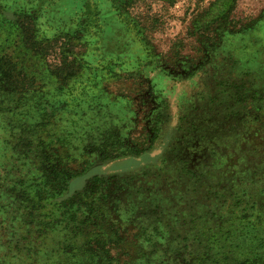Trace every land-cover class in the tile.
Returning <instances> with one entry per match:
<instances>
[{
	"label": "rangeland",
	"instance_id": "1",
	"mask_svg": "<svg viewBox=\"0 0 264 264\" xmlns=\"http://www.w3.org/2000/svg\"><path fill=\"white\" fill-rule=\"evenodd\" d=\"M233 1L0 0V57L19 56L18 82L36 71L27 91L0 71V204L38 238L35 224L51 220L34 212L36 184H68L99 200L86 227L112 232L93 257L70 241L79 218L62 219L67 230L48 234L37 264H138L127 255L149 254L151 242L178 252L167 236L184 222L264 209V0ZM5 17L37 19L38 61L28 48L20 58L25 30ZM66 33L81 68L64 64L67 40L46 41ZM59 242L66 250L52 254Z\"/></svg>",
	"mask_w": 264,
	"mask_h": 264
},
{
	"label": "trees",
	"instance_id": "2",
	"mask_svg": "<svg viewBox=\"0 0 264 264\" xmlns=\"http://www.w3.org/2000/svg\"><path fill=\"white\" fill-rule=\"evenodd\" d=\"M234 0L233 2H236ZM6 18V17H5ZM226 17L221 16L210 25H214L219 21L224 20ZM5 22L10 25H17L20 30H25L21 34V38L17 43L20 49V58H27V53L24 52L26 48L27 51L30 50L32 54L29 53L36 61L39 57L34 55L38 51L39 43L41 42L36 37V33L31 37V34L36 28L37 19H32L30 25L19 24L16 20L9 18L5 19ZM62 39L67 40V50L65 48L66 60L64 64L71 65L77 64L80 68L83 64L85 54H76L71 46L74 45V41L78 38L75 36H70L66 33L64 36L57 35L53 41L46 40L48 44H53ZM10 48V47H9ZM8 47L6 49H9ZM62 48V47H60ZM39 53V52H37ZM19 56L16 58H11L10 55L4 53L0 57V71H4V67L8 69L9 74H5L4 81L10 87L20 89L22 91H27V85L29 81V88L34 87L36 83L35 74L36 71H31V74H25L24 77L28 80L23 82H18L12 79V75L18 69ZM28 60V59H27ZM16 61V62H15ZM29 62V60H28ZM4 66V67H3ZM28 68V67H25ZM72 68L70 71L65 72L63 81L67 82L74 79L78 70L80 69ZM13 91V90H12ZM76 177V176H75ZM74 176L69 177L75 178ZM36 199L40 202V206L34 209V212L39 211L41 218L50 219L48 223L41 222L40 224H35V228H41V237L35 238L33 233L29 230H24L29 228L31 225L28 222H23L21 219L16 218L12 221V212H16L18 208H15L13 204H0V262L1 264H37L43 250L46 249L47 243L44 241L48 238V234L59 232L58 229L65 228L67 230V225H64L67 220L71 223L72 221H77L79 218V223L74 233V237L70 240L72 241V246L76 247L77 243L82 240L87 249H91L93 257L96 255L93 253L94 244L97 241H107L111 238L112 232L109 228H104L103 226H98L99 228L86 227V225L93 223L96 218L97 213L94 209V204L97 202V198L92 197L89 193H85L84 197L80 194H71L68 190V184L64 185L66 189L59 190L54 189L52 186L49 188L40 189V184H36ZM76 198H84L81 200L79 205L76 206ZM99 201V200H98ZM217 221H201L196 223L197 227L194 226L195 223L184 222L182 223L181 230H175L173 228L172 233L168 234V238H175L174 244H176L178 252L173 253L172 249L165 250H154L156 247L151 240L155 237L152 236L146 242H151L152 250L149 254H139L138 256L127 255L126 262H137L138 264H264V209L259 212L255 218L253 216H245L242 218H233L232 216H239L234 212L225 211L222 213ZM34 214V213H33ZM224 215H231L224 217ZM241 215V214H240ZM215 219L216 214H212ZM33 217L30 216V219ZM64 219V220H62ZM207 219V218H206ZM106 224V223H105ZM24 231L27 235L23 236ZM61 233V232H59ZM176 234V237L173 236ZM5 235H9L7 238ZM119 234H116L118 237ZM162 235V234H161ZM164 235V234H163ZM106 236V238H104ZM164 237V236H162ZM10 240H15V245L7 242ZM42 239V240H41ZM69 241V240H68ZM6 243V244H5ZM53 243V242H52ZM54 244V243H53ZM124 244H127L125 242ZM148 244V243H147ZM136 247L140 246V243L132 244ZM64 243H57L56 250H52V254L58 253L60 250H66L64 248ZM186 250H189L188 252ZM146 257V258H145Z\"/></svg>",
	"mask_w": 264,
	"mask_h": 264
}]
</instances>
